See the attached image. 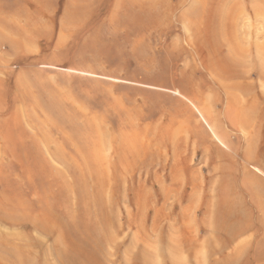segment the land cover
Masks as SVG:
<instances>
[{
	"label": "rangeland",
	"instance_id": "1",
	"mask_svg": "<svg viewBox=\"0 0 264 264\" xmlns=\"http://www.w3.org/2000/svg\"><path fill=\"white\" fill-rule=\"evenodd\" d=\"M39 3L38 14H49L50 22L78 36L61 38L60 45L42 44L33 60L0 66V217L23 220V204L37 216L55 212L57 185L45 169L43 152L66 171L54 158L57 152L71 151L65 137L86 153L95 145L97 125L102 153L95 152V157L104 154L112 161L114 169L107 172V180L115 191L119 189L120 200L110 209L113 218L104 234L112 243H106L96 256L105 254L107 264H264V250L257 245L263 235L256 231L252 242H248L250 233L226 246L229 234L225 231L232 221L222 215L231 201L227 192L232 198L238 190L237 196L253 206L241 176L247 158L260 160L261 165L247 167L264 179V137L249 132L261 122L260 131L264 127V0ZM169 10L170 21H163ZM211 17H216L214 29L220 43L215 42L213 49L206 39ZM220 45L222 52H218ZM8 49V45L0 46L2 54H9ZM224 60L239 73L249 74L248 78L224 77L228 67ZM254 97L262 104L255 110ZM80 109L86 114L90 111L89 118L80 120ZM93 115L103 125L92 124ZM245 122L253 128L243 130ZM145 126H151V131L147 133ZM165 128H169L167 133ZM170 128L173 132L168 134ZM149 133L155 135L149 137ZM120 144H128L131 150L125 148L130 154L124 150L115 156ZM147 144L150 149L144 150ZM248 145H254L250 153ZM101 162L100 170L104 169ZM254 213L257 220L259 214ZM20 234L18 228L0 222V238L10 239L0 244V264H23V252L15 247ZM34 238L45 245L40 253L33 250L36 264H73L71 258L60 259L65 251L89 264L88 257L94 253L68 228L51 238L36 233ZM241 248L238 259L228 262ZM96 259L93 264H98Z\"/></svg>",
	"mask_w": 264,
	"mask_h": 264
},
{
	"label": "bare ground",
	"instance_id": "2",
	"mask_svg": "<svg viewBox=\"0 0 264 264\" xmlns=\"http://www.w3.org/2000/svg\"><path fill=\"white\" fill-rule=\"evenodd\" d=\"M219 8H217L216 10L218 11ZM170 11H168L167 14H165V16L163 17V21H170L171 16H170ZM215 11V10H214ZM204 12V11H203ZM200 13V12H199ZM213 14V12H212ZM220 15H216V17ZM216 17H211L210 19V30L207 32L206 34V39H207V44H211L212 45V49L214 48V43L217 41V33L215 32L216 29H214L215 27V21H216ZM200 19V18H197ZM220 19V18H219ZM161 20V21H162ZM221 21V20H220ZM218 24V23H217ZM215 26V27H214ZM218 31V30H217ZM200 34V33H198ZM218 43V42H216ZM220 43L216 44L219 45ZM201 45V42H200ZM203 45V43H202ZM222 45V44H221ZM218 49V52H222L223 48L221 47ZM203 47L205 48V46L203 45ZM216 49V48H215ZM216 54V53H215ZM223 57V56H221ZM212 59V58H211ZM221 59V58H220ZM223 60V59H222ZM221 60V61H222ZM228 60V59H227ZM227 60H224V66L226 64V66L228 65L227 69H224V71L227 70V72L224 74V77H229L230 79L234 78V79H247L249 74H241L239 73V71L237 70V67L232 69L231 65L229 63H227ZM220 61V62H221ZM219 62V63H220ZM233 64L234 60H233ZM237 64V63H236ZM235 64V65H236ZM209 68L215 69V66L213 63H209ZM223 66V65H222ZM218 70V69H216ZM220 73V72H219ZM251 85V84H250ZM240 87V86H239ZM249 87V86H248ZM252 87H254L252 85ZM248 89V88H247ZM256 95V94H254ZM253 96V95H252ZM257 96V95H256ZM233 100V99H232ZM234 101V100H233ZM252 101V100H251ZM254 102V103H253ZM253 106H254V110L255 107H259V105H262L259 102V97H254L253 99ZM117 105V103H115ZM233 104V103H232ZM235 104V102H234ZM115 105V106H116ZM236 105V104H235ZM234 105V106H235ZM81 106V105H80ZM139 106V105H138ZM233 106V105H232ZM233 106V107H234ZM249 106H252L249 105ZM75 107V106H74ZM83 107V106H81ZM113 107V106H112ZM141 107V106H139ZM232 107V108H233ZM236 107V106H235ZM234 107V108H235ZM233 108V110H234ZM264 108V105H263ZM263 108L261 107L260 110ZM189 109V108H188ZM258 109V108H256ZM84 110V109H83ZM82 109L79 110V113L81 114V119L80 120H85L87 118H89V112L88 113H84ZM259 110V109H258ZM256 110V112L258 111ZM259 110V111H260ZM182 111V110H181ZM252 111V109L250 110V112ZM264 111V110H263ZM138 112V111H136ZM242 112V111H241ZM240 112V113H241ZM262 112V111H261ZM186 113V112H185ZM259 112H257L256 114H258ZM136 114V113H135ZM191 114V113H190ZM195 114V113H194ZM255 114V113H254ZM255 114V115H256ZM133 115V114H132ZM138 115V114H137ZM180 115V114H179ZM252 115V114H251ZM95 116V115H93ZM98 116V115H97ZM97 116L92 118V121L94 125H96V122H100L102 123L101 119L97 118ZM136 116V115H135ZM257 116V115H256ZM259 116V115H258ZM257 116V118H258ZM252 117V116H251ZM190 118V117H189ZM191 119V118H190ZM99 120V121H98ZM165 120V119H164ZM194 120V119H193ZM263 120V119H262ZM96 121V122H95ZM104 121V120H103ZM173 121V120H172ZM180 122V121H179ZM183 122V121H182ZM180 122V123H182ZM194 121H192L193 123ZM251 122V121H250ZM135 123V122H133ZM252 123V122H251ZM160 125V123H158ZM173 124V122H172ZM103 125V123L101 124ZM133 125V124H132ZM168 125V124H167ZM171 125V123H170ZM180 125V124H179ZM243 125V124H242ZM253 125V124H252ZM251 125V126H252ZM262 125V122L259 123L258 127L257 126H253L251 127L249 123L245 122V124L242 126L243 130H248V128H253L250 129L249 132H251L252 134H254V136H262L264 137V127L262 128V131H260L259 126ZM174 126V124H173ZM96 129H94V140H95V145L94 147H92L91 149L88 150V152L86 151V153L76 147L75 143H73V141H71L68 137H65L66 139V144H68L69 146H71V151H67L66 149V155L61 154L59 152H57L56 154H54V158L57 162H59L60 164H62L63 166L66 167V171L65 170H61L59 168H57L52 162L51 160L48 158L47 155H45V153L43 152L44 155V160H45V165H46V171L48 172L49 176L51 178H53V180H55L56 185H57V195H56V210L55 212L50 210V213H45L42 216L40 215H36L33 211H31L29 209V206L27 204H21L22 207V216H23V220H7L6 218L0 217V222L3 224H7L9 226L18 228L19 230H21V234L18 236L19 242H15L14 246L18 247L21 249L20 253L22 256L20 258L21 262L23 264H36V262H33V258L31 257V255L36 252L33 250H37L39 253L44 249L45 245L44 243H42L39 239L34 238V234H40L47 237V238H51L53 237L54 233L58 230H60L61 228H68L70 230L73 231L75 237L79 236V241L81 242V244L85 247H92L94 250V253L92 254V256L88 257V262L89 264H93L94 259L97 260L98 264H107L106 263V259L107 257H104L105 254L101 255L99 254L98 256L96 252L99 251V253H101L103 251V249L105 248V245H107L108 243H112L111 237H106L104 234L106 232V230L109 228V226L111 225L112 222V216L110 214V209L112 208V206L116 205L119 203L120 200V194H118V191H115L114 188H112L114 186L110 184V181H108L107 179H109L110 176H108V171L112 167V161L110 162V160L108 161L106 157H103L104 154L101 155V157H95V152H99L102 153V145L101 143L98 142V138H99V133H100V128L96 125L95 126ZM142 127V126H141ZM166 127V126H164ZM181 127V126H180ZM151 128V126H150ZM149 127L146 128L145 126V130L147 133L150 130ZM154 128V127H153ZM196 128V127H195ZM132 129V128H131ZM135 129V128H134ZM161 129V128H160ZM171 129V128H170ZM192 129V128H191ZM122 130V129H121ZM141 131V128L139 129ZM143 130V131H144ZM169 130V128L167 129ZM167 130L165 128V131L167 133ZM172 130V129H171ZM195 130V129H194ZM193 130V131H194ZM124 131V130H123ZM151 131V130H150ZM122 132V131H121ZM136 132V131H135ZM145 133L144 134L145 136ZM172 131H170L168 134H170ZM191 132V131H190ZM37 133V132H36ZM123 133V132H122ZM137 133V132H136ZM141 133V132H140ZM152 133V132H150ZM149 133V134H150ZM174 133L177 136V133L174 131ZM172 133V137L173 134ZM35 134V133H34ZM60 134H64L63 132H61ZM140 134V135H142ZM199 134V133H198ZM224 134V133H223ZM226 134V133H225ZM224 134V135H225ZM36 135V134H35ZM126 135V133H125ZM125 135L124 138H125ZM130 135V134H129ZM148 135V134H147ZM151 135H155V134H150L148 135L149 137ZM164 135V133H163ZM51 136V135H50ZM65 136V135H62ZM114 136V135H113ZM112 136V137H113ZM122 136V135H121ZM122 136V137H123ZM131 136V135H130ZM134 136V135H133ZM171 136V135H170ZM175 136V135H174ZM226 136H229L226 134ZM132 137V136H131ZM135 137V136H134ZM159 137V136H158ZM160 137H162V135H160ZM170 137V139L172 138ZM44 138V137H43ZM57 138V137H56ZM115 139V137H113ZM128 138V136L126 137ZM146 138V136H145ZM152 138V137H151ZM163 138V137H162ZM185 138V137H184ZM183 138V139H184ZM47 140V137L45 138ZM53 139V138H52ZM123 139V138H122ZM121 139V141H122ZM147 139V138H146ZM156 139V138H155ZM154 139V140H155ZM165 139V136H164ZM168 139V137H167ZM181 139V138H179ZM182 139V140H183ZM253 139V137H252ZM251 139V140H252ZM125 140V139H123ZM129 140V139H128ZM158 140V139H157ZM172 140V139H171ZM225 140V136L224 139ZM223 140H221L223 142ZM48 141V140H47ZM120 141V142H121ZM127 141V140H126ZM149 141V140H148ZM178 141V140H177ZM176 141V142H177ZM185 141V145H186V140ZM257 141V140H256ZM125 142V141H124ZM153 142V141H152ZM173 142V141H172ZM175 142V141H174ZM99 143V144H98ZM123 143V141H122ZM149 144V142H147ZM163 143V142H162ZM166 143V142H165ZM210 143H212L210 141ZM250 143V142H249ZM125 144V143H124ZM124 144H120V146L116 147L115 149V156H120L119 152L121 151H127L125 148L126 146H128V144H126V146H124ZM132 143H130L131 145ZM144 144V143H143ZM142 144V145H143ZM147 144V148H144V150H147L149 147V145ZM154 144V143H153ZM158 144V142L156 143ZM176 144V143H175ZM182 145V143H180ZM123 145V146H121ZM165 145V144H164ZM168 145V143H167ZM180 145V146H181ZM184 145V146H185ZM211 145V144H209ZM228 145V144H227ZM250 145V144H249ZM248 145L249 150H247L249 153L252 150V147L254 145H252V147L250 148ZM259 145V144H257ZM264 145V144H263ZM262 145V146H263ZM132 146V145H131ZM62 147V144H61ZM59 147V148H61ZM123 147V148H122ZM142 147V146H141ZM152 147L154 148V146L152 145ZM160 147V146H159ZM167 147V146H166ZM173 147L175 148V146L173 145ZM172 147V148H173ZM128 148L130 149V147L128 146ZM133 148V147H131ZM135 148V147H134ZM156 148H158V145H156L155 147V151L156 152ZM187 148V147H186ZM215 148V147H214ZM213 148V149H214ZM256 149V147H254ZM262 148V147H261ZM61 149H64L61 148ZM150 149V148H149ZM178 149V148H177ZM217 149V148H216ZM259 149V148H258ZM131 150V149H130ZM136 150V148H135ZM175 150V149H174ZM187 150V149H186ZM263 150V149H262ZM55 151V150H54ZM64 151V150H63ZM62 151V152H63ZM129 151V150H128ZM127 151V154L129 153ZM139 151V150H138ZM164 151V149H163ZM215 152V150H213ZM220 151V150H219ZM246 151V150H245ZM256 151V150H255ZM61 152V150H60ZM137 152V150H136ZM142 152V151H141ZM146 151H144L145 153ZM154 152V153H155ZM162 151L160 150V153ZM238 152V151H237ZM248 152H244L246 155L249 154ZM259 152V150H258ZM263 152V151H262ZM53 153V152H52ZM126 153V152H125ZM143 153V154H144ZM147 153V152H146ZM145 153V154H146ZM158 153V154H160ZM217 153V152H216ZM253 153V151L251 152V154ZM261 153V151H260ZM258 153V154H260ZM264 153V152H263ZM262 153V154H263ZM130 154V153H129ZM138 154V153H136ZM148 154V153H147ZM218 154V153H217ZM249 154V156L251 155ZM256 154V153H255ZM123 155V154H121ZM151 155H154L151 153ZM164 155V154H163ZM215 155V154H214ZM220 155V153H219ZM254 154H252L253 156ZM124 156V155H123ZM131 156V155H129ZM156 156V153H155ZM160 156V155H159ZM226 156V155H225ZM236 156V155H235ZM256 156V155H254ZM133 157V156H132ZM132 157L130 158V160L132 159ZM135 157V156H134ZM140 157V156H139ZM138 157V158H139ZM151 157V156H149ZM224 156H222L223 159ZM248 157V156H247ZM262 157V156H261ZM218 158V157H217ZM216 158V159H217ZM227 158V157H226ZM231 158V157H230ZM230 158L228 159L231 163ZM255 158V157H254ZM122 159V157H121ZM124 159V158H123ZM143 159V158H142ZM154 159V158H153ZM164 159V158H163ZM117 160V159H116ZM125 160V159H124ZM123 160V162H124ZM133 160V159H132ZM131 160V161H132ZM155 160V159H154ZM221 160V159H220ZM233 160V159H232ZM102 161L101 164L104 165V169L100 170L99 169V164L98 162ZM121 161V160H119ZM135 160H133L134 163ZM138 161V160H136ZM146 161V160H145ZM159 161V160H157ZM225 161V160H224ZM248 162L247 166L249 165H253L255 164H262L260 163V160L256 157L255 159H252L249 157V159L247 158L246 160ZM129 162V159L128 161ZM150 164H153V161H149ZM136 163V162H135ZM134 163V164H135ZM147 163V162H146ZM125 164V163H124ZM140 164H144L143 161H140ZM90 165V167H88ZM117 165V164H116ZM131 165V163H130ZM137 165V164H136ZM133 165V166H136ZM149 165V164H148ZM94 166V167H91ZM114 166V165H113ZM144 166V165H143ZM147 166V164H146ZM247 166H243L242 170H241V176L244 177V181L246 186L249 188L250 192H251V196L253 197L254 201H252V205L253 206H247L245 204V201L243 202L241 198H239V196H237L238 194H241L240 192H237V195H234L236 197L233 196L232 193V198L230 197V192H227V196L228 199H230L231 201L229 202L228 200V204L227 207L224 208L225 210H222V215L225 217V219H231L232 223L230 224V227H228V229L225 231L229 234V236L227 237V240H225L226 242V246H230L231 244H233L239 237L246 235V234H250V237L248 239V242H252L254 240V234L256 231H259L263 236L257 241V245L259 247H262L264 250V179L258 175L257 173L252 172L248 169ZM118 167V165H117ZM131 167V166H130ZM141 167V166H140ZM139 167V163L137 168ZM247 167V168H246ZM250 167V166H249ZM71 168V169H68ZM92 168V169H91ZM133 168V167H132ZM135 168V167H134ZM261 168V167H260ZM114 169V168H113ZM236 169V168H235ZM258 169V168H257ZM130 170V169H129ZM234 170V169H233ZM262 170V169H261ZM139 172V170H137ZM260 171V169H259ZM115 172V171H114ZM264 172V170L262 171ZM81 173L82 175H85L87 178H82L81 176H79V174ZM111 173V172H110ZM235 175V174H234ZM262 175V174H261ZM237 176V175H236ZM68 177L72 178V182L70 183L68 180ZM120 177V176H118ZM130 177V176H129ZM134 177V176H133ZM240 177V176H239ZM238 178V177H236ZM123 179V178H121ZM120 179V180H121ZM131 179V178H130ZM119 180V179H118ZM90 181V182H89ZM238 181V180H237ZM119 182V181H118ZM231 184V183H230ZM234 185V184H233ZM232 185V186H233ZM238 186H240L239 184H237ZM231 187V186H230ZM235 187V186H234ZM237 188V187H236ZM245 188V187H243ZM240 189V187H239ZM244 190V189H243ZM232 191V190H230ZM236 192H234L236 194ZM242 192V191H241ZM110 194V195H109ZM245 195V194H244ZM37 197L38 195H34V197ZM52 196L51 194L46 195V197ZM226 196V193H224V197ZM45 198V197H43ZM236 200H233L235 199ZM33 199V198H32ZM36 200V199H35ZM233 201V202H232ZM47 206L50 204L49 201H46ZM230 204V205H229ZM2 207V206H1ZM1 209V208H0ZM3 209V208H2ZM16 211V210H15ZM254 211H257L259 214V217L257 220H255L254 218ZM19 212V211H18ZM4 213V212H3ZM14 213V212H13ZM21 214V213H20ZM221 216V214H220ZM112 217V218H111ZM221 218V217H220ZM21 219V218H19ZM53 220V221H52ZM114 220V219H113ZM223 221V220H222ZM257 221V222H256ZM229 222V221H228ZM224 223V221H223ZM221 225V224H220ZM227 225V223L225 224ZM224 226V225H223ZM223 228V227H222ZM225 228V227H224ZM221 229V227H220ZM222 230V229H221ZM260 234V235H261ZM110 235V234H109ZM0 244L1 245H5L7 242L9 243L10 239H6L3 237L0 238ZM16 239V238H15ZM8 240V241H7ZM21 241V242H20ZM14 242V241H13ZM117 242V241H116ZM183 242V241H182ZM12 243V242H11ZM107 243V244H106ZM13 244H11L12 246ZM119 246V245H118ZM178 246V245H177ZM117 247V246H116ZM184 247V246H183ZM63 248V247H62ZM16 249V248H15ZM66 249V248H65ZM49 250V249H48ZM61 250V249H60ZM105 250V249H104ZM115 250V249H114ZM120 250V249H119ZM243 248L239 249V251L237 252V254L235 256H232L231 258L227 259L228 262L232 263L235 259H238V257L240 256V254H242ZM216 252V251H215ZM58 253H60L58 251ZM70 253V252H68ZM118 253V252H117ZM264 253V252H263ZM60 255V254H59ZM58 255V256H59ZM37 256V255H36ZM112 256V255H111ZM110 256V258H111ZM143 256V255H142ZM39 257V256H38ZM113 257V256H112ZM69 258H71L73 261V264H82L80 259V255H75V256H68V254L65 252H62L60 255V259L62 261L64 260H68ZM116 258V257H115ZM137 258V257H136ZM140 258V257H139ZM157 258V257H156ZM262 259H264V256H261ZM33 259V260H32ZM49 261V258H47ZM95 260V261H96ZM133 260V259H132ZM134 261V260H133ZM145 261V259H144ZM236 261V260H235ZM50 262V261H49ZM54 262V261H53ZM39 263V262H38ZM58 263V262H57ZM60 263V262H59ZM61 264V263H60ZM88 264V263H85ZM122 264V263H121Z\"/></svg>",
	"mask_w": 264,
	"mask_h": 264
},
{
	"label": "crops",
	"instance_id": "3",
	"mask_svg": "<svg viewBox=\"0 0 264 264\" xmlns=\"http://www.w3.org/2000/svg\"><path fill=\"white\" fill-rule=\"evenodd\" d=\"M37 4L41 5L39 0H0V46L9 47V54L0 52V66L33 60L32 55L41 52L42 44L60 45L61 38L78 36L67 34L59 24L50 22L49 14H38Z\"/></svg>",
	"mask_w": 264,
	"mask_h": 264
}]
</instances>
